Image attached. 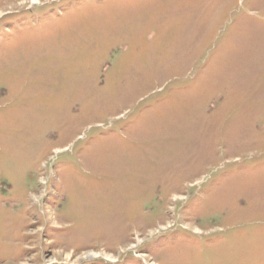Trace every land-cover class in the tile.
<instances>
[{
	"label": "rangeland",
	"instance_id": "obj_1",
	"mask_svg": "<svg viewBox=\"0 0 264 264\" xmlns=\"http://www.w3.org/2000/svg\"><path fill=\"white\" fill-rule=\"evenodd\" d=\"M0 264H264V0H0Z\"/></svg>",
	"mask_w": 264,
	"mask_h": 264
}]
</instances>
